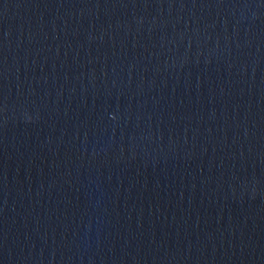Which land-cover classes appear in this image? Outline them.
Listing matches in <instances>:
<instances>
[{
  "label": "water",
  "instance_id": "obj_1",
  "mask_svg": "<svg viewBox=\"0 0 264 264\" xmlns=\"http://www.w3.org/2000/svg\"><path fill=\"white\" fill-rule=\"evenodd\" d=\"M0 264H264V0H0Z\"/></svg>",
  "mask_w": 264,
  "mask_h": 264
}]
</instances>
